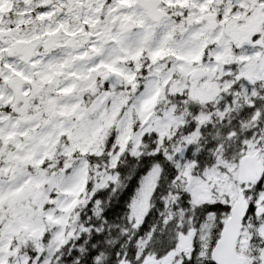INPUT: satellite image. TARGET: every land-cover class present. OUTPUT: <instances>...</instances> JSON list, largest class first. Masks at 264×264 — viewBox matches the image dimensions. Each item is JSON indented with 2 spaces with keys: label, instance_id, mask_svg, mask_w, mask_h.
Segmentation results:
<instances>
[{
  "label": "snow or ice",
  "instance_id": "snow-or-ice-1",
  "mask_svg": "<svg viewBox=\"0 0 264 264\" xmlns=\"http://www.w3.org/2000/svg\"><path fill=\"white\" fill-rule=\"evenodd\" d=\"M0 264H264V0H0Z\"/></svg>",
  "mask_w": 264,
  "mask_h": 264
}]
</instances>
